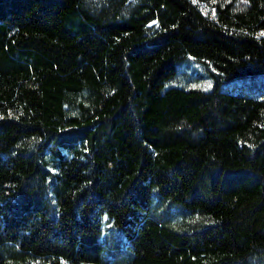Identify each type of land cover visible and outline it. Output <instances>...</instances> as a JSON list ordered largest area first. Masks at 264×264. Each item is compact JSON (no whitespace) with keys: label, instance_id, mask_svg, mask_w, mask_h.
Segmentation results:
<instances>
[{"label":"trees","instance_id":"16d2710c","mask_svg":"<svg viewBox=\"0 0 264 264\" xmlns=\"http://www.w3.org/2000/svg\"><path fill=\"white\" fill-rule=\"evenodd\" d=\"M0 264H264V0H0Z\"/></svg>","mask_w":264,"mask_h":264},{"label":"rangeland","instance_id":"374dc122","mask_svg":"<svg viewBox=\"0 0 264 264\" xmlns=\"http://www.w3.org/2000/svg\"><path fill=\"white\" fill-rule=\"evenodd\" d=\"M179 70L183 71V75L179 72L182 76L178 75V77L174 79L176 82L185 81L191 82L196 86H202L204 88L209 87V85H207V81L210 78L212 80V77L210 76V74L205 72V68L200 62L189 59L183 63L182 68ZM255 82H259V79H255L252 77L237 78L234 80V84L237 85V88H235L234 90L237 91L240 86L248 87V85H253V87H257L258 85L255 84Z\"/></svg>","mask_w":264,"mask_h":264}]
</instances>
